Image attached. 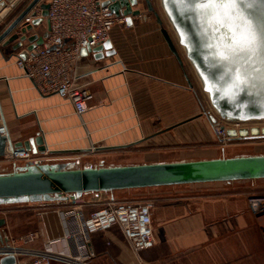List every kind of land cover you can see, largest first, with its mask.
Masks as SVG:
<instances>
[{"label": "crops", "instance_id": "0c3cea01", "mask_svg": "<svg viewBox=\"0 0 264 264\" xmlns=\"http://www.w3.org/2000/svg\"><path fill=\"white\" fill-rule=\"evenodd\" d=\"M30 1L20 0L1 19L0 29ZM152 3L161 23L144 0H139L133 9L141 13L132 16L133 23L128 25L124 19L113 28L110 40L115 54L100 59L89 54L76 66L74 75L94 95L82 117L69 100L41 93L23 74L17 64L20 49L12 50L13 44L1 46L0 126H5L12 140H26L41 132L54 151L53 160L72 165L89 158L82 167L224 157L225 147L219 144L209 117L211 104L207 105L159 1ZM163 28L170 32L182 63L167 43ZM32 32L49 33V22L45 19ZM0 166L12 168L4 163ZM190 185L146 187L152 189L146 192L145 201L153 203V247L137 255L115 225L109 232L92 235L90 264H138L139 259L146 264H264L262 220L250 210L247 199L253 184L231 180ZM89 193H85L88 199L95 197ZM102 205L92 204L88 209ZM0 210L6 211L0 216L6 220L1 229L9 240L36 234L25 243L17 242L25 249H42L48 239L69 231L61 211L43 209L40 203ZM28 258L20 255L17 264Z\"/></svg>", "mask_w": 264, "mask_h": 264}, {"label": "water", "instance_id": "95a60500", "mask_svg": "<svg viewBox=\"0 0 264 264\" xmlns=\"http://www.w3.org/2000/svg\"><path fill=\"white\" fill-rule=\"evenodd\" d=\"M19 1L0 0V22ZM158 1L173 36L191 65L196 80L214 112L227 122L264 120V81L254 77L250 84L233 88L226 65L213 57L214 50L208 46L209 36L202 32V22L193 13L185 14L178 10L173 0ZM144 2L149 11L155 12L153 0H144ZM138 3L139 0H104L102 4L108 5L117 16H125L127 24L131 25L132 16L141 13L140 9H133ZM37 4L42 8V15L33 19L31 23L25 22V16ZM48 9V2L31 0L16 18L4 29H0V48L13 44L12 50L20 49L19 56L25 58L29 51L41 45L48 36V32L45 34L32 32L45 21ZM247 11L259 20L261 11L259 0L255 8ZM155 13L161 23L159 14ZM162 33L174 54L180 59L170 32L163 28ZM54 48L56 47H52ZM89 54L100 59L105 55L115 54V50L109 39L94 48L88 46L81 49L82 56L86 57ZM180 62L182 63L181 59ZM209 117L212 123L216 122L213 114ZM252 132L258 135L259 130L254 127ZM41 134L40 132L26 140L13 141L9 134L0 132V157L5 154L7 144L18 150H32L33 153L45 150L48 145ZM227 134L230 138L246 136L248 129L242 128L240 131L229 129ZM85 151L86 149H82L81 152ZM262 178H264V155L81 168L53 162L0 172V205L52 201L61 198L62 193L80 196L99 191ZM5 223V218H0V246L9 241L8 236L4 235L1 229ZM0 264H17V259L14 256L2 257Z\"/></svg>", "mask_w": 264, "mask_h": 264}, {"label": "built area", "instance_id": "2783aa9c", "mask_svg": "<svg viewBox=\"0 0 264 264\" xmlns=\"http://www.w3.org/2000/svg\"><path fill=\"white\" fill-rule=\"evenodd\" d=\"M103 1L47 0L49 9L45 19L49 22L48 36L41 45L29 51L25 58L19 56L20 52L17 53L18 66L25 76L34 81L40 92L58 94L69 100L79 117L88 111L94 98L91 90L74 75L75 68L83 57L81 49L88 46L94 48L109 40L115 24L125 19L124 16H117L108 5H103ZM41 15L42 8L37 4L25 16L24 21L31 23ZM209 112L216 118L215 133L219 144L224 147L231 139L227 131L235 128L232 123L219 117L213 109ZM0 132L7 133L5 126H0ZM53 159L52 150L48 146L43 151L33 153L32 150H18L7 144L0 163L12 164L16 169L52 163ZM247 199L250 210L258 220H262L264 229V193H250ZM100 202L102 206L89 211V205ZM34 203H40L43 209L61 211L69 231L63 237L48 239L39 250L25 249L17 245V242L25 243L35 238L34 232L22 235L14 241L9 240L0 246V258L14 256L18 261L23 254L29 258L18 264H54L55 261L60 264H90L93 256L90 251L92 235L99 231L109 232L115 225L122 229L131 249L137 255L153 247L155 243L151 201L117 200L111 196L104 200H91L85 194L78 196L62 193L61 198L56 200L18 204ZM138 264L146 263L139 259Z\"/></svg>", "mask_w": 264, "mask_h": 264}, {"label": "snow or ice", "instance_id": "6c2138e0", "mask_svg": "<svg viewBox=\"0 0 264 264\" xmlns=\"http://www.w3.org/2000/svg\"><path fill=\"white\" fill-rule=\"evenodd\" d=\"M178 10L193 13L209 36L216 61L227 67L233 88L264 81V0L259 20L250 9L257 0H173ZM211 90V89H209Z\"/></svg>", "mask_w": 264, "mask_h": 264}, {"label": "rangeland", "instance_id": "374dc122", "mask_svg": "<svg viewBox=\"0 0 264 264\" xmlns=\"http://www.w3.org/2000/svg\"><path fill=\"white\" fill-rule=\"evenodd\" d=\"M44 2H47V0H43ZM206 98V96H205ZM207 105L210 103L208 102L206 98ZM212 110V107H211ZM208 111V110H207ZM232 123V127L236 128L237 131H240L242 128L248 129V134L246 136H239L231 138L226 144H225V153H223L224 157H235V156H250V155H264V132H262V129L264 128V120L261 121H248V122H239L240 125H235V122ZM257 127L259 130L258 135L253 134L252 128ZM218 140V139H217ZM219 142V141H218ZM87 159L89 158H82L80 160H77L73 162L71 166L74 168H81L85 163H87ZM65 160H52L51 162H64ZM10 167L13 168L12 164L4 163ZM7 167V166H6ZM10 169H5L0 166V172L10 171ZM248 183L253 184L251 193H264V178L262 179H248ZM182 187H190L192 185L190 184H180ZM152 190L151 188H132V189H123V190H114V191H103L98 192V195H95V193H89L88 196H95L92 199L98 200H104L108 197H114L117 200H129V201H136V202H145V199L147 196L146 192ZM90 198V199H91ZM91 199V200H92ZM101 203V202H100ZM18 205L23 204H3L0 205V208H5V210H11ZM6 213V211L0 210V216L1 214Z\"/></svg>", "mask_w": 264, "mask_h": 264}, {"label": "bare ground", "instance_id": "6f19581e", "mask_svg": "<svg viewBox=\"0 0 264 264\" xmlns=\"http://www.w3.org/2000/svg\"><path fill=\"white\" fill-rule=\"evenodd\" d=\"M236 129V128H235Z\"/></svg>", "mask_w": 264, "mask_h": 264}]
</instances>
